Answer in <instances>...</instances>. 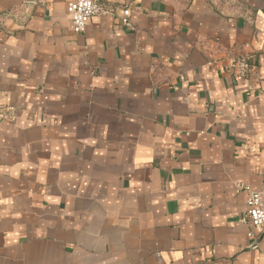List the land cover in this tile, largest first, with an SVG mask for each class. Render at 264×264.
Listing matches in <instances>:
<instances>
[{
	"label": "crops",
	"instance_id": "obj_1",
	"mask_svg": "<svg viewBox=\"0 0 264 264\" xmlns=\"http://www.w3.org/2000/svg\"><path fill=\"white\" fill-rule=\"evenodd\" d=\"M71 1L0 0V264H264V0Z\"/></svg>",
	"mask_w": 264,
	"mask_h": 264
},
{
	"label": "built area",
	"instance_id": "obj_2",
	"mask_svg": "<svg viewBox=\"0 0 264 264\" xmlns=\"http://www.w3.org/2000/svg\"><path fill=\"white\" fill-rule=\"evenodd\" d=\"M67 14L71 20L73 31L83 33L87 30L90 19L94 16H108L118 19L128 28H134L132 10L128 6L116 5L103 0H72L67 5ZM224 60V59H223ZM225 69L234 80H248L254 74L256 54L252 51L235 56L225 57ZM16 107L0 102V121L13 120ZM238 191L247 193L246 204L238 220L248 226V238L251 246L257 247L260 238L264 234V179L257 190L250 185L237 184Z\"/></svg>",
	"mask_w": 264,
	"mask_h": 264
}]
</instances>
